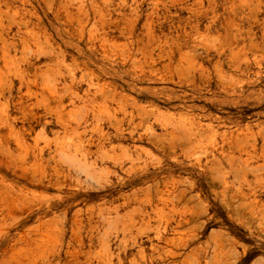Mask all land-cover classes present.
I'll return each instance as SVG.
<instances>
[{
    "label": "rangeland",
    "instance_id": "rangeland-1",
    "mask_svg": "<svg viewBox=\"0 0 264 264\" xmlns=\"http://www.w3.org/2000/svg\"><path fill=\"white\" fill-rule=\"evenodd\" d=\"M0 264H264V0H0Z\"/></svg>",
    "mask_w": 264,
    "mask_h": 264
}]
</instances>
